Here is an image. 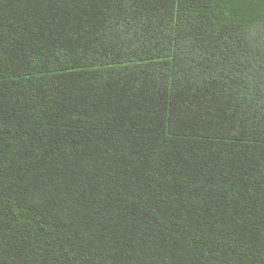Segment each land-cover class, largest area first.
Segmentation results:
<instances>
[{
	"label": "trees",
	"instance_id": "16d2710c",
	"mask_svg": "<svg viewBox=\"0 0 264 264\" xmlns=\"http://www.w3.org/2000/svg\"><path fill=\"white\" fill-rule=\"evenodd\" d=\"M0 264H264V0H0Z\"/></svg>",
	"mask_w": 264,
	"mask_h": 264
}]
</instances>
